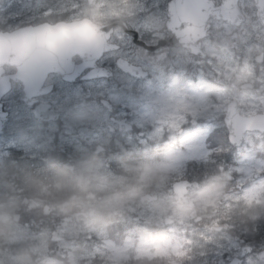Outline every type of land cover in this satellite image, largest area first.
<instances>
[{"label": "rangeland", "instance_id": "obj_1", "mask_svg": "<svg viewBox=\"0 0 264 264\" xmlns=\"http://www.w3.org/2000/svg\"><path fill=\"white\" fill-rule=\"evenodd\" d=\"M147 1L102 0L92 15L107 19L125 17L142 32L164 30L167 12L161 8L149 11L151 5ZM162 2L153 0L152 4L159 7ZM80 8L90 12L86 3ZM252 31V44H236L226 34V28L216 24L212 38L205 43L207 57L181 49L174 50L169 59L157 56L159 65L148 68L151 75L145 80L120 69L113 80L99 79L75 86L57 78L58 91L41 100L37 108L27 106L24 92L15 90L11 96L15 123L0 134V165L9 156L7 147L21 149L31 156H39L50 148H69L78 155L71 157L65 167L77 174L87 195L72 201L85 215L64 218L59 231L66 239L57 247L51 245L50 228L36 224L39 230L35 231L16 221L0 233L2 243L27 244L43 264H95L97 257V264H125L131 257L174 255L187 258V262L172 260L170 264H225L227 260L219 256L223 255L220 250L237 251L230 238L225 237L224 243L219 238V251L213 256L201 252L203 259L199 261L186 254L179 236H184L187 229L200 230L193 225L198 215H210L206 223H216L219 215H235L237 209L240 214H250L257 208L261 212L254 215H264V133L248 132L244 144L231 145L227 159L223 160L212 155L219 149L208 144L213 130L225 131L231 101L238 102L239 112L245 116L264 113V61L257 60L264 55V29L255 25ZM121 42L125 50L132 46L127 38ZM125 50L122 55L131 58ZM100 98L126 106L120 116L132 114L130 120L146 131L143 136L121 133L127 145L117 143L116 151L132 161L122 166L126 173L108 166L122 158L117 152L100 162L89 160L92 148L103 145L111 147L112 152L118 139L109 128L107 110L95 102ZM84 99L90 100L87 107H77ZM61 105L66 108L61 110ZM187 114L199 123H191L179 135L176 131L187 121ZM166 115L171 119L170 131L155 122ZM219 135L216 132L215 136ZM193 161L215 162L221 171L204 182H196L191 190L196 207L180 210L172 197L173 185ZM148 190L158 194L159 199L146 205L141 198ZM16 192L21 193L18 188ZM18 200L7 204L16 207ZM170 216L175 225H164ZM112 226L119 230L117 235L124 236L122 244L110 234ZM137 230H142L141 237L136 235ZM53 251L67 256L70 263L54 256ZM31 257L0 249V264H32ZM253 261L251 257L248 264Z\"/></svg>", "mask_w": 264, "mask_h": 264}, {"label": "flooded vegetation", "instance_id": "obj_2", "mask_svg": "<svg viewBox=\"0 0 264 264\" xmlns=\"http://www.w3.org/2000/svg\"><path fill=\"white\" fill-rule=\"evenodd\" d=\"M101 0H99L100 2ZM163 2L159 7L152 4L153 0H148L147 3L150 6L149 11H155L159 8L167 12L165 28L160 31L159 29L151 30L148 32H142L135 28L125 17H112L107 18H96L93 17L92 11L97 7L91 6L90 0H0V35L15 34V38H19L17 35L22 30L27 32H36L43 26L52 25L56 26L61 23L79 22L84 19H94L99 23H109L116 20H125L130 28H134L138 31L136 37L130 36L123 30L119 29L113 35V42H121L123 38H127L132 42V46L128 47L125 51L128 52L132 63L138 65H146L149 67H155L159 65L157 56L162 59H169L176 49L191 52V45L193 43L205 44L209 39L212 38L214 32V26L216 24L226 28V34H230V38L236 44L250 43L252 37L255 36V32L252 31L255 25L264 29V0H162ZM98 2V4H99ZM84 3L89 7V11L85 8H80ZM98 6V5H97ZM174 8L179 11L192 10L200 12L201 18H197L196 22L201 26L203 22L204 27L209 28V35L207 38L199 40L203 32L199 30L191 31L193 24L188 25L184 16L171 17L170 9ZM226 10L223 15L230 17L228 20L216 19L213 14H208V11H220ZM188 32L187 36H184V42H180L178 45H174V39L176 38L177 32ZM121 33L123 36L117 37ZM136 39L138 42H136ZM249 41V42H248ZM253 43V42H252ZM250 43V44H252ZM148 45V48L145 45ZM162 46V48H159ZM157 48V49H156ZM123 51V46L118 51ZM117 52L107 53L100 65L102 67L114 69L118 67L119 55ZM126 57L125 55H123ZM127 58V57H126ZM73 62L76 65L81 63L80 57L75 56ZM162 65V64H161ZM17 68L15 66L5 65L0 67V89L5 87V84L10 82L12 86L11 93L7 94L2 99V107L0 108V122L2 132L8 130L10 124L15 123V111L14 106L11 104V96L13 91L21 89L25 91V86L21 83L13 81V76L16 74ZM89 72V71H88ZM87 72V73H88ZM59 78L64 84L70 85L65 82L60 75L51 74L47 83L55 86V92L58 91V83L56 79ZM25 98V97H24ZM103 105V99L95 101ZM41 103V99L37 102L35 107H38ZM88 100H84L81 105L77 107H87ZM66 106L61 105V110H64ZM103 108L106 107L103 105ZM126 106L117 107L115 106L112 110L106 108L109 114V128L115 133V138L118 137L117 142L113 143L111 147H105L104 151L98 152L100 145L96 149L92 148L90 152V159L93 162H100L103 159L110 158L114 152L122 154L121 159H116L114 163H108V166L113 167L119 172H124L121 168L125 163L131 161L125 154L116 151V144L123 143L127 145L126 140L123 138L121 133L124 131L128 134L145 135L146 131L143 132L137 125L129 126L130 118L128 116H120L122 110ZM58 111V109H57ZM59 113V111H58ZM7 115L2 118V115ZM168 115L163 118H157L155 122L164 127L167 131H170L171 119ZM185 118L190 122L191 116L186 115ZM59 118H57L58 122ZM130 127V129H129ZM190 127L189 123H184L178 130V134H183ZM154 146V144H152ZM11 152L16 150L14 147L8 148ZM120 150V149H119ZM6 165H0V215L11 213L12 215H22V219L26 215H33L34 218H38L39 215H55L56 222L55 227L59 228V225L63 223L65 215H85L84 211H78V207L74 206V203H70L71 200L63 202V195L60 189H55L53 183L50 184L49 196L43 190L41 195H35L33 197H26L21 199L17 196L15 190V180L5 173ZM45 186V182H42ZM8 186V187H7ZM75 194L71 199L84 197L85 190L82 189V183L79 182L75 186ZM82 189V190H81ZM62 191V190H61ZM153 194V190L146 191V195ZM19 199L16 207L8 206V202L11 200ZM200 221L198 218L194 219V226L200 230L193 231L192 229L185 230V239L182 240L183 247L186 250V254L190 257H194L197 260H202L201 252L213 256L216 251H219V238H222L224 243L225 237L230 238L233 244L237 245V251L231 253L230 250H220L223 255L222 259H226L225 264H232L237 258H241L243 264H248L249 259L252 257L253 264H264V215H260L257 219L256 215H219L216 219L217 222L206 223L207 217L210 215H202ZM43 218V217H42ZM248 218V221L247 219ZM124 241L119 242L122 244ZM9 250V248H6ZM245 256L243 257V255ZM100 257H97L95 264L100 263ZM165 258V257H163ZM159 256L156 257H143L136 258L131 257L125 264H159ZM185 257H176L174 260H181L187 262ZM166 260V258H165ZM103 263L106 260L103 259ZM169 262V263H168ZM164 261L163 264H170V261Z\"/></svg>", "mask_w": 264, "mask_h": 264}, {"label": "water", "instance_id": "obj_3", "mask_svg": "<svg viewBox=\"0 0 264 264\" xmlns=\"http://www.w3.org/2000/svg\"><path fill=\"white\" fill-rule=\"evenodd\" d=\"M94 2L95 0H92V4ZM195 13L196 11L185 13L190 16L187 18L188 21L196 22ZM176 14L180 16L184 12L177 11ZM119 26L126 28L123 22L98 25L84 20L74 24L48 25L36 32L21 34L18 39L14 34L2 35L0 36V65L17 66L18 73L15 75V80L27 85V101L51 92L52 87L44 88L46 78L50 73H60L65 80L75 82L86 69L93 67L95 70L91 75L85 77L86 79L111 76V73L98 72L97 61L106 51L115 47L109 43V39L115 27ZM194 52L201 53L198 50ZM75 55H80L83 59V63L79 66H74L71 62ZM124 69L140 78H145L148 75L140 67L130 65ZM7 92H9L8 88L0 90V99ZM237 108L236 102L230 105L226 121L230 129L231 142L235 146H241L244 142V135L249 130L264 132V114L245 117L237 111ZM189 186L191 183L188 181L176 184L175 197L179 200L190 201L189 197L184 198ZM154 199L156 198L145 197L143 201L149 203ZM9 219L10 215H8L7 221ZM54 235V241L62 240L59 233L55 232ZM233 264H242V261L236 259Z\"/></svg>", "mask_w": 264, "mask_h": 264}, {"label": "trees", "instance_id": "obj_4", "mask_svg": "<svg viewBox=\"0 0 264 264\" xmlns=\"http://www.w3.org/2000/svg\"><path fill=\"white\" fill-rule=\"evenodd\" d=\"M227 143H228L227 134H224L222 137H219L218 139L214 141V145L225 146ZM51 160H52L51 164L50 162H48V164L46 165L47 169L44 171V174H46L47 177L51 176L53 178H56L57 180H60L64 184L65 190H67L68 188H70L69 182H72L73 178L70 175H68V173L65 170L64 171L60 170L61 168L59 166L51 167V165L59 164L60 162L66 163L69 160L67 153H64V154L61 153L55 159H51ZM192 164L194 167L193 173H195L193 175L195 177H192L193 180L200 179V178H203V176L207 174H213L217 172V169H215V166L211 163L199 164L195 162ZM28 180L29 181L25 180L27 183H23V186H25L24 188L26 191L29 189L31 190L34 189L33 178L30 176ZM25 181H22V182H25ZM64 196H66V193L64 194ZM159 264H162V263H159Z\"/></svg>", "mask_w": 264, "mask_h": 264}, {"label": "bare ground", "instance_id": "obj_5", "mask_svg": "<svg viewBox=\"0 0 264 264\" xmlns=\"http://www.w3.org/2000/svg\"><path fill=\"white\" fill-rule=\"evenodd\" d=\"M8 187V186H7Z\"/></svg>", "mask_w": 264, "mask_h": 264}]
</instances>
